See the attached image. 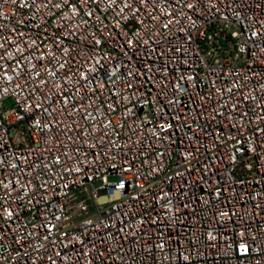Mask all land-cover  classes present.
<instances>
[{
  "label": "built area",
  "instance_id": "obj_1",
  "mask_svg": "<svg viewBox=\"0 0 264 264\" xmlns=\"http://www.w3.org/2000/svg\"><path fill=\"white\" fill-rule=\"evenodd\" d=\"M0 264H264V0H0Z\"/></svg>",
  "mask_w": 264,
  "mask_h": 264
},
{
  "label": "rangeland",
  "instance_id": "obj_2",
  "mask_svg": "<svg viewBox=\"0 0 264 264\" xmlns=\"http://www.w3.org/2000/svg\"><path fill=\"white\" fill-rule=\"evenodd\" d=\"M110 181H113V178H109Z\"/></svg>",
  "mask_w": 264,
  "mask_h": 264
}]
</instances>
